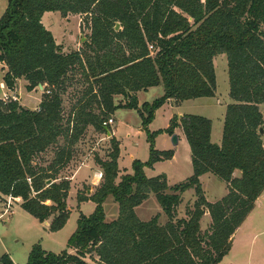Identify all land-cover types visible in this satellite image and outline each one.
I'll return each instance as SVG.
<instances>
[{"label":"trees","instance_id":"16d2710c","mask_svg":"<svg viewBox=\"0 0 264 264\" xmlns=\"http://www.w3.org/2000/svg\"><path fill=\"white\" fill-rule=\"evenodd\" d=\"M49 12L85 16L91 34L79 50L57 44L43 24ZM221 54L227 56L233 102L222 144L212 142V121L198 115L174 116L167 129L151 132L156 112L169 100L216 97L214 58ZM0 63L7 66L3 81L10 91L24 79L28 92L40 85L48 92L37 110L0 98V197L20 199L21 209L40 223L53 218L50 232L61 231L70 219L71 183L60 174L89 127L108 135L112 128L105 121L120 109L134 110L149 143L148 161L134 160L133 173L117 184L120 143L112 137L107 160L96 159L103 171L100 187L91 196L78 194L79 203L92 201L96 208L80 215L68 240L75 254L47 252L37 244L26 264H88L86 256L93 254L98 264L223 262L264 193V0H8L0 18ZM159 86L164 95L139 106L136 94ZM66 94L74 100L68 114ZM116 96H124L126 104L116 105ZM179 127L191 150L192 176L176 185L165 174L149 178L146 168L174 156L156 148L157 137L173 136ZM237 171L241 177L234 176ZM206 174L228 185L217 202L205 196ZM189 190L196 201L179 219ZM151 195L168 219L165 225L159 216L144 222L136 215ZM109 197L119 205L112 223L105 221ZM207 212L211 224L203 231ZM0 264L15 263L4 254Z\"/></svg>","mask_w":264,"mask_h":264},{"label":"rangeland","instance_id":"374dc122","mask_svg":"<svg viewBox=\"0 0 264 264\" xmlns=\"http://www.w3.org/2000/svg\"><path fill=\"white\" fill-rule=\"evenodd\" d=\"M7 2L8 0H0V18L6 10ZM64 19L66 21L62 19L59 13L54 12L46 15L44 24L51 27L54 36L60 43L65 44L68 49H80L83 46L82 44L87 40V37L91 34L86 21L84 23L85 16L70 14ZM214 66L217 76V96L211 99L202 98L195 101L184 102L181 111L185 114L198 115L210 119L215 125V137L217 138L218 134L223 130L225 108L216 103L223 100L230 101V103L233 102L230 97L227 56L221 54L215 57ZM1 80L0 72V82ZM23 88L21 82L20 93L18 92L17 94V90L15 93L18 96L19 104L26 109L38 107V100L42 102L44 96L48 94L45 90V86L43 89L39 86L34 90L35 93L32 94H29L27 90ZM158 89L159 90L155 89V91L143 95L142 100L145 102H152L160 98L164 94V89L162 86ZM71 92L70 90L69 94ZM121 98L122 101L119 102V104H125L124 102H127V99L124 96H121ZM73 104L74 100H72V97L66 94L64 97V112L66 114L70 112ZM260 110L264 117V104L260 106ZM170 118L168 110H161L152 122L153 130L168 127L170 125ZM115 127H117L116 133L120 142V168L123 170L127 169L126 172H132L131 166L134 161L133 159H139L140 161L146 159L148 161L150 157L148 137L146 132L143 131L142 119L134 110L120 109L116 114V124L111 128L113 129ZM159 146L164 147L162 140H160ZM110 148V139L106 138L105 134L96 131L93 127H89L80 143L74 148V160L69 167L70 169L64 171V175L69 177L71 173H73L72 171H75V169L87 163H93L95 166L93 170L99 169L100 167L96 165V159L107 160ZM178 152L179 166L177 168L170 166V164L166 162L157 169V173L165 172L171 175L174 173L171 180L172 182H169L170 185L182 183L193 174V165L190 160L191 150L186 138H183V142L179 145ZM187 156L189 157V163L186 162ZM84 171L89 170L84 169ZM175 171L178 174H176ZM101 174H103V171ZM239 175L241 176V174L236 172L234 174L235 177ZM102 181L103 177L100 179V182L94 179L91 181L88 180L87 183L83 185L76 183L75 186H73V184L72 186L76 188L78 194L90 196L97 191ZM201 184L207 200L211 203L221 200L226 196L229 190H227L228 185L213 174H210L209 177H205ZM69 196L67 201L71 210V219L67 226L58 233H50V231L46 229V223H40L37 219L23 210H19L16 214L7 219L0 220V257L4 254H10L17 264H26L32 248L37 244L42 245L45 250L50 252L61 253L67 250L69 253L75 254V251L67 248V243L70 236L75 231H73V229L79 219L80 211L77 208L75 190L69 192ZM195 201L196 196L194 190H189L183 195V203L178 209L179 219L185 218L187 206H193ZM3 203H5V209L8 211L7 216H10L9 214L12 213L11 208H15L14 205L16 202H14V205L11 204V208H7L8 201L5 200ZM104 209L107 221H112L117 218L119 206L112 197H109V200L106 201ZM160 210L161 207L158 201L155 197H152V199L142 207L140 212L145 216L154 214ZM84 212H87L86 207ZM248 217L247 222L242 225V229H240V232H238L235 238L231 252L224 258L221 264H264V213L257 212ZM52 220L53 218L47 221V224L50 223L51 225ZM210 224L211 217L207 212L201 221L202 230L206 231ZM85 261L88 264H98V258L94 254L87 255Z\"/></svg>","mask_w":264,"mask_h":264},{"label":"crops","instance_id":"0c3cea01","mask_svg":"<svg viewBox=\"0 0 264 264\" xmlns=\"http://www.w3.org/2000/svg\"><path fill=\"white\" fill-rule=\"evenodd\" d=\"M50 13H54V12H49V13H46L45 15H44V17H43V24H44V18L46 17V15L47 14H50ZM58 13V12H57ZM60 14V13H59ZM61 15V14H60ZM62 17V16H61ZM62 19L63 20H65L63 17H62ZM66 21V20H65ZM45 25V24H44ZM45 27L49 30V31H51V27H49V26H46L45 25ZM52 32V31H51ZM53 33V32H52ZM54 35V34H53ZM55 37V36H54ZM55 39H56V42H57V44H59V45H62V46H64L65 47V49H68V47H66L65 46V44H63V43H60L59 42V40L55 37ZM76 50H79V48H75ZM7 66L5 65V64H2V63H0V72H1V82H0V97L3 95V94H5V93H8V94H11V92L9 91V89L6 87V85H5V83H4V81H3V78H4V75L6 74V72H7ZM22 82V85H23V87L26 89V86L28 85V83H27V81L26 80H24V79H18L17 80V94H18V92L20 93V83ZM159 87H161V86H159ZM159 87H154V88H150V89H148L147 91H141V92H138L137 94H136V96H137V99H138V102H139V106H142L144 103H152V102H148V101H143L142 100V98H143V95H146V94H148V93H150L151 91H155V89H157V90H159L158 88ZM163 87V86H162ZM23 88V89H24ZM164 89V88H163ZM27 90V89H26ZM28 92V91H27ZM29 94H32V93H35V91H32V92H28ZM164 95V94H163ZM162 95V96H163ZM161 96V97H162ZM216 96H217V93H216ZM215 98V97H214ZM202 99V98H201ZM211 99V98H210ZM196 100H198V99H196ZM122 101V98H121V96H116L115 98H114V102H115V104L116 105H118L119 104V102H121ZM155 101V100H154ZM190 101H192V100H190ZM195 101V100H194ZM187 102V101H186ZM219 102V103H218ZM216 104L217 105H221V106H223L224 108H225V113H224V120H223V130H224V121H225V116H226V106H228L229 104H231L230 103V101H227V100H223V101H218ZM40 103H41V100H38V103H37V106L38 107H35V108H32V109H29V110H37L38 108H39V105H40ZM125 104H126V102H124ZM183 103L184 102H182V103H180V104H178L175 100H169L161 109H159L157 112H156V115L162 110V111H165V110H168V112H169V116L171 117L170 119H169V122L171 121V119L174 117V116H178L179 118L180 117H182L183 115H187V114H185V113H182V105H183ZM119 111V110H118ZM118 111H116L115 112V114L112 116V118L115 120V123H114V125L116 124V114H117V112ZM137 112V111H136ZM155 118H156V116H155ZM113 125V126H114ZM112 127V126H111ZM153 123L149 126V130L151 131V132H155V131H158V130H163V129H167L168 127H166V128H163V129H158V130H153ZM116 129H117V127H115V128H113L112 129V133H110L111 134V136H110V134L108 133V135H106V138H108V139H111L112 137H115L116 139H117V141L119 142V140H118V137H117V133H116ZM223 130H221V133L220 134H218V136H217V138L215 137V125L213 124V128H212V142L214 143V144H217V145H221L222 144V140H223ZM175 134L178 136V138H179V143H178V145L177 146H174L173 144H172V136H170L169 134H166V133H164V134H162V135H159L158 137H157V139H156V148L159 150V151H173L174 152V156H173V159L172 160H169V161H165V162H160V163H157V164H155V166L152 168V169H149V168H146L145 169V173H146V175L149 177V178H152V177H156V176H159V175H162V174H165L166 176H167V178H168V182H172L171 180H172V176L174 175V173H172V175L171 174H169V173H157V169L159 168V167H161V165L163 164V163H166V162H168L169 164H170V166H172V167H174V168H177L178 166H179V152H178V148H179V145L183 142V138H186L185 137V135H184V132H183V130H182V128L181 127H179V128H177L176 130H175ZM160 140H162L163 141V144H164V147H160L159 146V142H160ZM120 143V142H119ZM263 143H264V137H263ZM134 158V157H133ZM74 160V159H73ZM73 160L71 161V163L73 162ZM120 160V159H119ZM133 160H139V159H133ZM188 160H189V157L187 156L186 157V162L187 163H189L188 162ZM190 160H191V163H192V159H191V156H190ZM141 161H143V162H146L147 160L146 159H142ZM134 162V161H133ZM71 163L68 165V167H66L65 168V170H68V169H70L69 167H70V165H71ZM133 164V163H132ZM97 166H99L98 164H96ZM95 166L93 165V163H87V164H85V165H83L82 167H79L78 169H75V171H72L73 173H71V175L69 176V177H67V176H65L64 175V171H62V173L60 174V178H63V179H66V180H68L70 183H71V186H72V184H73V186H75L76 185V183L78 184H81V185H83V184H86L87 183V181L88 180H94V179H97V181L98 182H100V174L102 173V169H101V167L98 169L97 168V170H93V168H94ZM181 168V167H180ZM84 169H88L89 171H84ZM119 169H120V171H121V173H120V175H119V178L117 179V184L121 181V177L123 176V175H125V174H132L133 173V169H132V166H131V169H132V172H126V170L127 169H121L120 168V164H119ZM175 173L176 174H178L176 171H175ZM236 173H239V174H241L239 171H237ZM155 174V175H154ZM209 175L210 174H206V175H204V176H202L201 177V182H203V180L205 179V177H209ZM236 177H241L240 175L239 176H236ZM182 182V181H181ZM71 187V190L73 191V190H75V192H76V200H77V208H78V210L80 211V215L81 214H83V215H85V216H90L94 211H95V208H96V205H95V203H93L92 201H85V202H82V203H79L78 202V192H77V190H76V188L75 187ZM79 189V188H78ZM70 190V192H72ZM227 190H228V186H227ZM228 192H229V190L227 191V194H228ZM226 194V195H227ZM91 196V195H90ZM70 197V196H69ZM152 197H155V196H153V195H151L150 197H149V199H147L141 206H139V207H137L136 208V215L138 216V218L141 220V221H144V222H148V221H150V220H152L154 217H156V216H159V222H160V224L161 225H165L167 222H168V219H167V217H166V215L164 214V212H163V210L161 209L160 211H157L156 213H154V214H148V215H142L141 214V209H142V207L144 206V205H146V203H148L151 199H152ZM156 198V197H155ZM224 198V197H223ZM8 201L9 200V198H7V197H0V217H2L3 215H4V217L2 218V219H7L8 217H11V216H13L14 214H16V212H18L19 210H22L21 209V207H20V205H21V201H20V199H16V200H14V202H16V204L14 205V202L12 203L14 206H15V208H11V210H12V213H10L9 215L10 216H7L8 215V211L5 209V203H3L4 201ZM107 200H109V198L107 199ZM106 200V201H107ZM157 200V199H156ZM106 201H105V203H106ZM104 203V204H105ZM214 203V202H213ZM67 205H68V209L70 210V207H69V204H68V201H67ZM119 206V205H118ZM85 207H86V209H87V212L85 213L84 212V209H85ZM70 212H71V210H70ZM257 212H262V213H264V193L261 195V197L257 200V202H256V205H255V208H254V210L251 212V214H255V213H257ZM209 214V213H208ZM250 214V215H251ZM80 215H79V218H80ZM249 215V216H250ZM118 217H119V214H118V216H117V218L116 219H114V220H112V221H107V219H106V214H105V221L107 222V223H112V222H114V221H116L117 219H118ZM178 218H179V216H178ZM249 218V217H248ZM2 219H0V220H2ZM70 219H71V215H70ZM70 219H69V221H70ZM79 220V219H78ZM248 220V219H247ZM247 220L245 221V223L247 222ZM68 221V222H69ZM68 222H67V224H68ZM78 222V221H77ZM46 223V222H45ZM67 224H66V226H67ZM65 226V227H66ZM49 227H50V223L49 224H46V229H48L49 230ZM64 227V228H65ZM76 227V228H75ZM76 229H77V224H75V226H74V229H73V231L75 230L76 231ZM240 229H242V226L237 230V232H236V234H235V236H234V241H235V238H236V236H237V234H238V232H240ZM63 230V229H62ZM74 231V232H75ZM60 232V231H59ZM50 233H52V232H50ZM56 233H58V232H56ZM74 233H72V235H73ZM71 235V236H72ZM70 236V237H71ZM70 239V238H69ZM234 241H233V243H234ZM68 248V247H67ZM44 249V248H43ZM45 250V249H44ZM45 251H47V250H45ZM47 252H50V251H47ZM63 252V251H62ZM54 253V252H53ZM55 254H60V253H55ZM10 255V254H9ZM30 255V254H29ZM3 256V255H2ZM1 256V257H2ZM10 257H11V259L13 260V262L15 263V264H17L16 262H15V260L13 259V257L10 255ZM28 258H29V256H28ZM27 261H28V259H27ZM27 263V262H26ZM25 264V263H24Z\"/></svg>","mask_w":264,"mask_h":264},{"label":"built area","instance_id":"2783aa9c","mask_svg":"<svg viewBox=\"0 0 264 264\" xmlns=\"http://www.w3.org/2000/svg\"><path fill=\"white\" fill-rule=\"evenodd\" d=\"M10 91V90H9ZM11 92V94H8V93H5V94H3L0 98H1V100L3 101V102H18V96H17V94L15 93V92H12V91H10ZM114 123H115V120L111 117L110 119H108L107 121H105L104 123H103V125L105 126V127H111V126H113L114 125ZM103 177V174H100V178H102ZM12 201H14V199H12V198H9V200H8V205H7V208H11V204H12ZM4 217V215L2 216V217H0V219H2Z\"/></svg>","mask_w":264,"mask_h":264},{"label":"water","instance_id":"95a60500","mask_svg":"<svg viewBox=\"0 0 264 264\" xmlns=\"http://www.w3.org/2000/svg\"><path fill=\"white\" fill-rule=\"evenodd\" d=\"M119 29H120V24L118 23V24L116 25V31H119ZM83 41H84V39H83ZM40 88L43 89V86L40 85ZM128 94H129V97H131V94H130V93H128ZM109 134H110V133H109ZM260 134H261V135H264V128H261V129H260ZM110 136H111V134H110ZM178 143H179V138H178V136H177L176 134H174V135L172 136V144H173L174 146H177ZM51 183H52L51 180L47 181V184H48V185H50ZM46 224H47V222H46Z\"/></svg>","mask_w":264,"mask_h":264}]
</instances>
